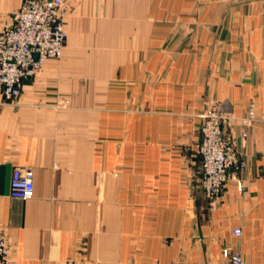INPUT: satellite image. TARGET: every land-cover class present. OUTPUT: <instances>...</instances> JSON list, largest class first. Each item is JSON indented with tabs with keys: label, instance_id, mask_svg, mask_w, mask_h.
Returning <instances> with one entry per match:
<instances>
[{
	"label": "crops",
	"instance_id": "0c3cea01",
	"mask_svg": "<svg viewBox=\"0 0 264 264\" xmlns=\"http://www.w3.org/2000/svg\"><path fill=\"white\" fill-rule=\"evenodd\" d=\"M22 2L0 0V33ZM67 9L62 58L0 107L11 264H229L226 246L264 264V0ZM214 106L247 165L211 204L198 145ZM16 166L34 170L28 200L10 196Z\"/></svg>",
	"mask_w": 264,
	"mask_h": 264
},
{
	"label": "built area",
	"instance_id": "2783aa9c",
	"mask_svg": "<svg viewBox=\"0 0 264 264\" xmlns=\"http://www.w3.org/2000/svg\"><path fill=\"white\" fill-rule=\"evenodd\" d=\"M64 8L65 0H23L12 24L0 33V107L18 99L25 82L36 77L46 61L63 56L68 39ZM201 116L203 124L198 145L200 184L206 199L214 204L229 179L237 178L247 163L225 131L229 116L218 106ZM258 118L255 110H250L243 118L244 137L248 136L249 125ZM34 191V170L16 166L12 173L10 196L28 200ZM233 232L238 237L242 235L241 228H235ZM222 252L229 264H245L241 253L230 246L224 247ZM0 264H11L9 245L1 235Z\"/></svg>",
	"mask_w": 264,
	"mask_h": 264
},
{
	"label": "rangeland",
	"instance_id": "374dc122",
	"mask_svg": "<svg viewBox=\"0 0 264 264\" xmlns=\"http://www.w3.org/2000/svg\"><path fill=\"white\" fill-rule=\"evenodd\" d=\"M71 1H72V0H65V8H64V12H63V13H64V15H63V19H64V25H65V28H66L65 17H66V15H67V11H68L67 6L69 5V3H70ZM18 11H19V10H18ZM18 11H17V12H18ZM17 12H16V13H17ZM9 22H10V21H9ZM6 24H8V23H6ZM6 24H5V25H6ZM5 25H4V26H5ZM4 26H3V27H4ZM66 31H67V29H66ZM67 33H68V32H67ZM67 40H68V39H67ZM66 44H67V42H66ZM61 58H62V57H61ZM61 58H59V59H53V60H60ZM21 95H22V94H21ZM16 100H17V99H16ZM16 100H14V101H16ZM14 101H13V102H14ZM13 102H11V103H13ZM211 108H212V107H211ZM209 109H210V108H209ZM207 110H208V109H207ZM207 110H206V111H207ZM201 118H202V116H201Z\"/></svg>",
	"mask_w": 264,
	"mask_h": 264
}]
</instances>
